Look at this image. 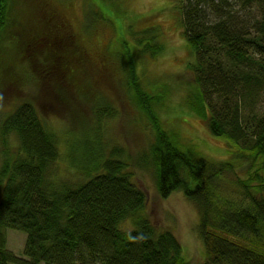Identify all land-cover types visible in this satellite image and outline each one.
Instances as JSON below:
<instances>
[{"label": "trees", "instance_id": "obj_1", "mask_svg": "<svg viewBox=\"0 0 264 264\" xmlns=\"http://www.w3.org/2000/svg\"><path fill=\"white\" fill-rule=\"evenodd\" d=\"M175 7L194 58L189 108L231 142L228 159L208 158L165 128L155 112L160 97L142 88L136 62L159 55L158 28L130 24L122 32L113 7L103 5L116 38L102 44L112 43L118 58L98 67L101 54L87 43L102 26L87 20L96 29L89 35L71 0H0V76L13 80L0 87V106H12L0 122V264H191L177 236L147 214L148 195L124 147L108 149L101 132L103 117L116 113L103 88H121L123 69L126 100L150 140L139 164L155 169L163 198L179 190L196 205L204 264H264V0H175ZM42 107L60 110L71 127L67 159L77 180L53 171L58 132ZM127 221L132 228L122 227ZM8 229L26 234L24 257L7 248Z\"/></svg>", "mask_w": 264, "mask_h": 264}, {"label": "rangeland", "instance_id": "obj_2", "mask_svg": "<svg viewBox=\"0 0 264 264\" xmlns=\"http://www.w3.org/2000/svg\"><path fill=\"white\" fill-rule=\"evenodd\" d=\"M103 5L109 9L113 7L112 11L119 16V19L115 18L116 26L122 32L126 30L127 33V26L130 24L132 30L135 31L143 30L146 26H155L160 31L163 46L159 55L150 58L149 56H147L148 58L139 57L136 65L138 74L141 76L139 82L142 88L150 92V95L160 97L161 105L156 108L155 112L164 127L174 132L182 142L192 144L208 158L214 160L230 158L228 149L233 146H231V142L212 135L206 120L193 113L189 108L188 98L197 88L188 70V64L194 58L190 54V49L184 38L181 15L179 9L175 7V0H71L72 16H75L77 20L78 17H81V26L91 32L89 35L102 26L96 36V43L93 44L90 39L87 43L92 54L96 53L95 58L101 54L98 59L93 58V62L98 67L102 63L113 65L118 58V55L111 51L112 43L104 48V44L108 43L109 39L112 41L116 37L113 35L115 27H112L108 18L105 17L107 10L104 12L101 9ZM87 20L90 24L98 25L95 30H92V26L86 23ZM45 43V40L41 39L37 48L43 50ZM87 46L85 48L89 52ZM124 52L127 53V50H123ZM31 53L33 54V51ZM88 55L91 57L90 53ZM123 70L119 71V80L116 83L121 88H117L114 92L113 88L106 83L103 88L108 94V100L113 97L111 110H116L113 115L102 119L101 132L104 140L108 149L114 145L124 147L133 177L148 195L147 214L154 223L161 229L171 230L177 236L184 255L191 264H204L205 246L198 232L200 216L196 205L179 190L163 198L157 189L155 169L152 165L144 167L139 164L140 154L149 149L150 140L144 132L146 127L139 125L135 120V107L126 100L127 96L124 90L127 75ZM0 74H2L1 68ZM9 79L13 81L8 73L0 76V87L10 83ZM54 80L49 78V82L52 84H54ZM5 104L0 106V122L5 116V111L9 112V107L12 108L10 104ZM43 110L45 114L53 113V118L49 119L50 124L58 132L61 154L53 166V171L59 178L77 180L81 177V173L67 159V131H71V127L62 123L64 117L62 114H58L60 110L57 108L52 110L46 107ZM49 116L47 115V117ZM94 125L96 124L94 123ZM147 132L151 133V130L147 128ZM11 140L13 139L11 138ZM76 147L79 152L86 150L87 146L79 144ZM2 151L0 144V165L3 159ZM238 172L244 176L240 169ZM122 227L130 229L132 224L127 221L122 224ZM6 238L7 248L24 257L26 234L16 229H8Z\"/></svg>", "mask_w": 264, "mask_h": 264}]
</instances>
